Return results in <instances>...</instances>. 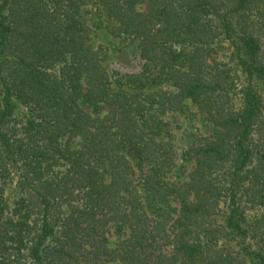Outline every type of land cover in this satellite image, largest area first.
<instances>
[{"label":"trees","instance_id":"16d2710c","mask_svg":"<svg viewBox=\"0 0 264 264\" xmlns=\"http://www.w3.org/2000/svg\"><path fill=\"white\" fill-rule=\"evenodd\" d=\"M82 1L0 0V264H264V0H99L137 38L124 82ZM185 100L213 129L177 153L157 112Z\"/></svg>","mask_w":264,"mask_h":264},{"label":"rangeland","instance_id":"374dc122","mask_svg":"<svg viewBox=\"0 0 264 264\" xmlns=\"http://www.w3.org/2000/svg\"><path fill=\"white\" fill-rule=\"evenodd\" d=\"M82 13L86 24L89 27L88 42L97 47L102 45L105 55V67L109 71L110 79L112 81L121 80L124 82L126 75H138L144 70V61L138 55L137 38L135 36L126 35L117 29V22L106 14L99 0H83L81 5ZM225 55L223 52L219 53L218 60L230 67L233 77L232 87L236 92L234 95V102L239 105L240 96L243 87L247 84L246 77L243 72L237 67L236 59L229 57V53ZM232 59V60H231ZM235 72V73H234ZM257 85L260 89H264V80H257ZM148 90L165 91L174 89V86L158 84L147 87ZM186 105L180 109H167L164 112H157L158 118L169 122L170 131L164 133L161 138L169 140L177 153L181 152L184 147L190 146L193 143H198L200 140L208 138L213 129L212 123L209 121L207 114L199 110L197 106L190 100H185ZM23 108L17 110L20 114ZM171 132L172 136H170ZM130 158L133 159L134 154L131 152ZM174 165L167 173V180L169 183L179 185L185 182L189 177V172L192 169L193 162L186 157H177ZM177 202H173L174 204ZM179 203H176L178 205ZM260 211H249L248 215H258ZM247 244L254 245L255 241L249 239ZM234 251L239 250L236 243H232Z\"/></svg>","mask_w":264,"mask_h":264}]
</instances>
